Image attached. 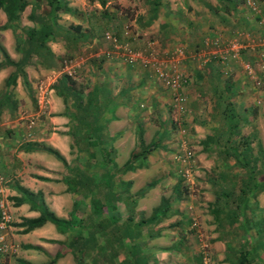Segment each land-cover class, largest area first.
Listing matches in <instances>:
<instances>
[{
  "label": "crops",
  "instance_id": "0c3cea01",
  "mask_svg": "<svg viewBox=\"0 0 264 264\" xmlns=\"http://www.w3.org/2000/svg\"><path fill=\"white\" fill-rule=\"evenodd\" d=\"M216 2L218 3L212 4V6L205 3V7L210 14L219 15L223 20L224 17L229 16H233V19L236 17V20H238L239 16H241L239 20H243L246 26L253 29L250 26L249 20H245L242 17L243 15H239L241 12L239 5L245 4L244 0H233V4L231 0H216ZM225 4L234 5L233 8L229 9L228 14L221 11L222 8H225ZM179 13L180 11H178L177 15L181 16ZM261 15L262 17H259L260 20L262 19V23H260L264 24V13ZM5 22L6 15L0 9V26ZM195 23L197 21H184L178 17L175 21H166L164 19V24L170 32L174 31L175 34L179 32V35L182 37L189 36V27L191 29L199 27V24L195 26ZM242 29L233 30V35H235L236 31H241L242 35L239 36L240 42L242 41L245 48L248 46L249 51L252 50L250 53L253 52L251 55L254 56L253 60L256 65L264 66V32L260 31V35H255ZM0 32H2L1 36L3 37L0 45L10 56V49H12V45L14 47L13 42L15 43L9 36L12 32L9 28H0ZM202 36L201 38L199 37V45L203 42ZM179 44L173 48L180 47ZM253 46H256V48H252ZM245 48L241 52H248V49L244 50ZM49 49L56 58L53 49L51 47ZM95 53H93L94 57H98L95 56ZM201 53L202 57L196 63L197 68H199L198 70H207L209 76L215 74L217 70L215 71L213 67L223 63H218L215 60V55H205L203 51ZM63 60H71L72 63L76 61L74 58ZM242 61H244V58H242ZM61 62L55 68H50V75H53L51 79L47 75L43 81H39L34 85L37 92V86L40 82L45 85L53 80L52 87L49 85L51 92L48 93L47 109L42 113L44 115L38 114L36 109L35 120L32 119V125L35 124L37 126L32 127L31 125V130L23 132L21 131V124L17 117L11 118L10 115L13 114L6 107H3L0 111V201L7 203L8 211L11 215V220L4 230V241L9 244L10 248L4 250L0 245V264H76V262L81 264H191L194 257L191 255V250L187 252L183 248L184 244L180 241V233L178 232L179 219L172 221V226L169 223L163 222V219L154 225H143L139 227V230H135L131 227L136 221L132 222L131 214H127V212L135 215H140L141 212L146 213L149 210L146 204L153 202V199L157 197L158 188L163 186V177H155L156 180L152 182L153 185L156 182L154 187L152 185V187L145 189L137 198L135 196V193L143 189L145 185L146 179L140 180V177L154 168V165L147 162L155 150H150L145 155L143 158L145 163L141 164L140 167L122 168L130 151L134 148L133 134L131 145L128 146L130 132H132L134 125L136 126L138 123L141 125L139 116L133 113L132 109L135 108L136 103L141 106L142 100H140V97L148 96L150 101H153V93L160 97L157 93V88L159 87L158 89L161 90L163 87L148 72L136 66H130L115 59H103L98 62L99 68L97 74H99L101 81H96L92 85L103 87V89L110 91L112 94L111 101L108 103L111 111L105 120H102V117L100 118L107 129H103L100 138L98 137L99 140L102 138L106 139L109 143V148L105 149L106 152H104V149H89V152L94 153L95 159L99 162H93L90 158H82L80 159L81 162L77 164L79 171L82 172L80 175L90 177L93 183L107 181L112 187L110 190L112 197L109 200L103 197L104 188L98 187V190L96 189L95 197L98 198V204L100 205L99 210H96L98 207L97 203L96 207L92 206L91 197L85 191L81 190V193L76 194L68 188L64 180L65 176L68 175L66 167L52 154L43 150V146L51 147L63 156L65 160L70 152L69 135L71 120L63 111L65 108L62 99L54 93L53 89L57 78L62 74H66L62 72L58 76H55ZM230 62L237 63L233 59ZM262 74H264V67L257 72L253 71L251 77H247L246 73L242 71V76L238 77V75L234 80L223 79L220 82L215 81L212 83L208 80L207 84L209 88L207 93L212 100L213 118L219 117V112L222 108L221 106H217L215 91L221 89L223 91L225 87L227 88L230 85L231 89H235L234 93L237 94L239 91L248 88L249 79L260 80L261 76L259 75ZM202 77L204 76L202 75ZM153 82L156 85L151 86ZM191 86H193L194 92V84L191 83ZM249 89L250 92L255 94L256 87H250ZM260 92L264 95V90ZM135 95L136 97H134ZM253 102L259 106V112L255 117L256 122L259 125L262 124L260 127L257 126L256 131L252 133L254 135L253 138L256 139L255 155L262 157L264 156V98L256 96ZM256 105L252 104L249 106L252 113L254 110H257ZM14 107L18 110L19 101H15ZM234 108L236 109L235 106ZM243 112L245 116L243 117L245 119L243 122L247 126V129H251V114L246 112V110H243ZM41 115L42 117H40ZM38 117L40 118L36 121ZM148 120L145 117L142 121H146L145 124H147ZM27 124L26 128H30L27 127ZM142 130L143 138L145 132L143 127ZM156 147H158L157 142L154 148ZM102 157H108V159H105V162L101 163L100 161H103ZM257 161L260 164L256 168L261 172V169H264L262 158H259ZM66 163L68 164V161ZM163 168L165 174H167L169 169ZM107 174L110 176H107ZM166 177H169V175ZM229 182L233 184L231 180ZM20 189L26 192H22ZM15 198L21 199V201L16 202ZM211 198H206L208 204L213 202ZM39 201H42L46 208L58 218L68 219L70 214H72L81 224L90 222L91 225L80 227L79 223V225L68 227L61 233L55 228L54 224L50 221H45L27 232H21L22 227L18 226L17 223L22 217H37L40 213ZM252 201L255 202L256 205H253V208L256 206L257 211L245 213V215L253 220V224L244 235V229H238L237 233L234 231L231 233V228L226 224L222 227L216 225V219L213 218V214L210 210L207 211L206 218L209 223L206 227L210 229L209 236H207L208 245L210 250L211 248L217 250L216 260L212 259V264H228L224 260L225 245L230 243L229 239L232 235L246 237L252 232L257 237L255 233L260 232V230L255 229V222L263 218L260 213L264 208V190L258 193ZM217 202L221 205V211L222 209L225 210L222 205L226 201L220 198ZM129 204L130 206H128ZM121 212L125 213L126 218H130L131 220L128 222L125 217L122 220ZM171 215L172 218L175 217L174 214ZM113 217H115L114 220L117 223L112 221L111 218ZM140 219H145V217H140ZM166 220L169 219L166 218ZM261 235L264 238V229H262ZM241 236L240 240L238 239L239 242H237L236 237L235 239H231V244L232 246L241 247L239 249L243 250L244 245L247 243L243 242V237ZM196 237L198 238V235ZM252 240L249 239V242ZM200 246L201 244L199 243L198 252ZM131 249L137 250L138 254H131ZM139 256L144 261L136 263L134 259ZM193 264H196V261Z\"/></svg>",
  "mask_w": 264,
  "mask_h": 264
},
{
  "label": "rangeland",
  "instance_id": "374dc122",
  "mask_svg": "<svg viewBox=\"0 0 264 264\" xmlns=\"http://www.w3.org/2000/svg\"><path fill=\"white\" fill-rule=\"evenodd\" d=\"M27 1L28 3L21 12L19 20L15 23V29L13 32L11 31L12 33L9 35L13 41L15 39V34L21 36L28 27L37 25L39 15H43L47 9V6L43 1ZM64 1L70 7L80 11L81 14L79 16H72L65 12L59 13L56 22L60 26V31L63 32L64 30H67L69 33L71 32L72 34H75L72 29L77 25L80 27V32L84 34L86 38L74 41L72 36L67 35L68 38L60 33L55 39L48 41L47 45L48 47H51L56 54V66L63 59L74 58L76 60L71 63L73 66L71 73L68 76L75 81L76 86L80 87L83 93L86 89L91 87L94 82L101 81L99 74H97L98 68L92 63L90 57H92L93 53L97 50L106 47V43L100 38V35L104 30H110L117 34H121L124 27H127V39L133 47H139L147 40L156 41L161 50L170 49L177 46L179 43H182L179 44L180 47H183L184 51L189 56L198 51H202L204 46L203 42L199 45V37L201 38L202 35L203 41L208 39L209 43L214 42L217 38L216 40L220 49L223 50L222 48L228 41V38H231L230 36H235L237 33L242 34L241 31H236L235 35H233V30L243 28L242 30L255 35H260V31L264 32V24H261L262 22L260 23L254 18L255 15L256 18L257 16L262 17L261 14L264 13V0H255L257 3V10L259 9L260 14L252 13L246 4L239 5V10L241 11L239 15H243L242 17L245 20H249L250 26H252L253 29L246 26L243 20H239L241 16H239L238 20H236V17L233 19V16L224 17L223 20L219 15L215 16V14H210L205 7V3L212 6V4L215 5L218 3L216 0H160L158 16L151 21L147 19L150 12V3H148L147 0H108L104 7H100L95 3H88L87 0ZM34 6L35 11L32 12L31 17L27 16L30 8ZM178 11H180L179 14H181V16L177 15ZM177 17L184 21H197L194 25L196 26L199 24V27H196L195 29L189 27V36H185L186 38L180 36L179 32L175 34L174 31H172V34L164 24V19L166 21H175ZM260 21H262V19ZM1 33L2 32H0V42L3 38ZM13 44L15 45L14 42ZM252 48L255 49L256 46H253ZM246 49H248V52H241L236 57H232L230 53H223V56H215V60L218 63L223 64L215 65L213 68L217 71L210 76L208 75L207 70H198L199 68L196 66L197 62H193L190 59L184 63L183 69L188 76L189 82L187 85H184L183 89L186 99V111L182 116L181 127L183 132L181 134L179 130L180 128L177 126V123L174 122V111L169 107L168 93L164 88L161 90L158 89L159 87L157 88V93L160 97L153 93V101H150L148 96L140 97V100H142V103H140L141 106L136 103L135 108L132 109V112L139 116V121L142 126L139 123L138 124L143 127L145 131L143 135L144 143L148 144L152 141L158 142V147L151 149L155 150V152L147 162L148 164L151 163L154 165V168L152 171H147L144 176H141L140 180L146 179V184L155 181V177L159 176L163 177L164 181L163 186L158 188L157 197L153 199L152 203L146 204V207L149 208L146 213L141 212L140 215L138 214L139 216L130 212H127V214H131L132 222H135L138 221L140 217L146 218L154 207L167 202L170 215L174 214L175 217L172 218V215L165 217L163 218V222L169 223L170 226H172V221L179 219L178 232L180 233V241L184 244L183 248L187 250V252L191 250V255H193V257L198 253L197 250L199 249V243L201 244L203 241L207 244V251L211 260H216L217 250L211 248V251L207 241L210 229L206 227L209 223L206 218L209 209L206 198L212 197L211 199H213L214 194L222 187L224 191L231 193V190L233 189L225 184V180H231L235 185L233 190L234 193L230 194L231 197L232 195H235L239 185H243L245 182V170L242 167L241 162L236 161L234 153L230 156L226 155V153L232 152H230L227 148L228 146L223 143L224 139L222 138L219 143L212 141L208 142V144L205 143V139L206 136L215 135L218 132V129H220V124H216L218 121L220 123V118L216 117L215 119L212 115V100L207 93L209 88L207 84L208 80L212 83L215 81L220 82V80L222 81L223 79L234 80L238 75V77H240L242 71H244L240 64L242 58H244V61H250L249 63L252 64V71L254 72H257L264 67L256 65L253 60L254 56L251 55L253 52L250 53L252 50L249 51L248 46L244 50ZM211 51L212 49L209 46L206 54H210ZM20 54L21 53L18 50H15L12 45V49H10L9 53V57H12L10 59L12 61H17ZM1 59L2 56L0 54V60ZM231 59L237 63L230 62ZM23 70L26 73L29 89L23 87L20 77L17 76L15 85L8 87L7 90L11 94L12 100L19 101L18 110L14 107L13 111H10L11 114H13L10 115V117H17L21 124V131L26 132L31 130L33 126H37L33 124L32 127L26 128L28 121L30 119L35 120L36 117L35 113L37 105L35 101L36 89L34 85L39 81H43L47 75H49L50 79L53 75H50V68H44L37 63L34 55L31 56L30 63L24 66ZM210 70L212 71V69ZM13 72L15 73L14 67L10 65L1 70L0 92L6 89L3 83L6 75L12 74ZM202 75L204 77H202ZM227 76L228 78H226ZM259 76L262 77H260V80L248 78V88L239 91V93L229 100L233 101L234 106L236 107L235 110L239 115L241 125L238 131L239 134L248 141L247 144H249L250 147L249 155L251 156V165H254V167H257L260 162L253 161L255 157L256 139L253 138L254 135H252V133L256 131L255 129H257V126L260 127L262 124L259 125L258 122H256L255 117L259 112V106L258 104L256 105V102L254 101V103L253 100L256 96L264 98L263 93L260 92L261 90H264V74ZM191 83L194 84V92ZM153 85H156V83L153 82L151 86ZM50 86L52 87V85ZM250 87H256L255 94L250 92ZM251 91H253V89H251ZM108 96L109 99L112 97L110 91ZM134 97H136V95ZM252 104L256 105L258 111L254 110L252 113V110L249 108ZM66 106L67 108L63 110L64 113H73L74 104L71 99L68 100ZM243 110H246V112L251 114V129H247L245 123L244 125L242 124V121H244L243 117H245ZM147 112H149V114L146 115ZM42 115L40 117H42ZM106 116H108L107 112L103 114L101 119L105 120ZM40 117H38L36 121ZM145 117L149 119L147 124H145L146 121H142ZM138 124L133 126V130L130 132V137L128 138V146H130L132 134L134 135L133 149L136 151H139L135 139V132ZM214 127L218 128L214 129ZM73 133V122H70V152L66 158L69 166L76 167L77 164L81 162L80 159H84L86 156L88 157L87 159L90 158L95 161L94 157H91L88 151L89 149H94L96 147H87L86 145L78 146L75 142V133L74 136L71 135ZM179 136H182V139L186 142V145L191 148L194 155L192 183L188 184L181 181V178L175 170V160L173 155L180 150V145L178 143ZM237 141L238 136L235 135L228 145H233L239 149L238 151H240V148L245 142ZM144 163L145 162L142 160L141 164ZM163 167L169 169L167 174H165ZM168 175L169 177H166ZM223 177L226 178L223 179ZM154 183L156 184V182ZM221 199L228 200L230 198L221 197ZM250 200L251 205H253V199L251 198ZM253 211L256 212V208L253 209ZM248 213H250V211H247V214ZM120 214L122 220L124 217H127L123 212ZM260 214L263 218H261L262 220L259 224L262 227L261 229H264V208ZM166 218L169 220H166ZM191 221L192 223H195L194 226H192ZM224 224L226 223H222L221 227L224 226ZM119 228L121 229V226H119ZM196 235H198V238H200L201 241H198ZM235 237L236 235L230 237V243L232 241L231 239H235ZM233 248L235 247L232 246L230 251L232 257L234 256ZM261 258H264V252L259 253V260H261ZM193 262L194 260H192L191 264H193ZM263 263L258 262L256 264Z\"/></svg>",
  "mask_w": 264,
  "mask_h": 264
},
{
  "label": "trees",
  "instance_id": "16d2710c",
  "mask_svg": "<svg viewBox=\"0 0 264 264\" xmlns=\"http://www.w3.org/2000/svg\"><path fill=\"white\" fill-rule=\"evenodd\" d=\"M37 1H43L47 9L43 15H39L37 22V25H33L31 27H28L26 31L21 35L18 36L15 34V50H18L21 54L17 61H12L8 54L6 53L5 49L0 45V54L2 56V59L0 60V70L6 66H13L14 71L12 74H9L4 79V86L6 89L2 90L0 92V111L3 107H6L8 111H13V108L15 106L14 99H11V94L7 90L8 87H11L15 85L16 78L19 76L21 78V83L25 88H29V83L26 79L25 71L23 70L24 66L28 65L30 63L31 56L34 55L36 57L37 63L44 67V68H55L56 67V58L54 54L51 52L47 45L48 40L55 39L60 33H62L63 36L68 37L67 35L72 36L74 41H79V39L86 38L84 34L80 32V27L75 25L72 29L75 34L69 33L67 30H64L63 32L60 31V26L57 24L56 19L58 18V14L61 12L69 13L72 16H79L81 13L75 8L70 7L64 0H37ZM88 3L91 4H97L100 7H104L108 0H87ZM148 3H150V12L148 16V20L151 21L158 16V10L160 7V0H147ZM230 1V0H228ZM233 0H231V3ZM27 0H0V9L3 10V12L6 15V22L0 26V28L5 29L9 28L12 32L15 29V23L19 20L20 14L23 11L24 7L27 5ZM233 4V3H232ZM232 4H225V8H222L221 11L225 14L229 13V9L233 8L234 5ZM35 9V6L30 8V11L27 16L31 17V14ZM256 18V16H254ZM259 16H257L256 20H258ZM105 31V30H104ZM102 31V33L104 32ZM102 33L100 35V38L102 37ZM114 34L118 35L114 32ZM69 38V37H68ZM102 39V38H101ZM92 60V63L96 65L97 68H99V63L103 59H106L103 56L98 57H90ZM99 58V59H98ZM54 93L59 96L62 99V102L64 104V108H67L68 100L71 99L72 103L74 104V111L73 113H67L69 114V118L71 122H73V128L74 133L76 136H74V133L71 134L75 137V142L78 146L86 145L88 146H95L98 149H107L109 148V143L106 139L102 138L99 140L101 136V132L103 129H105L104 123L100 120V118L103 116L104 112H109L111 109L108 107V103H110L109 99V91L106 89H103V87L92 85L90 88L86 89V91H83L80 89V87H77L75 84V81L68 76L67 74H62L60 77L57 78L56 83L53 85ZM103 89V90H101ZM225 90L221 91H215L216 93V101L217 106H221L219 112V121L216 124H220V129H218V132L213 136H206L205 143L208 144V142H216L219 143L222 138L224 139L225 145H227L228 149L232 153H226L227 156L233 155L236 158L237 162H241L242 167L245 170V182L243 185H239L237 192L235 195H232L231 193H234V183L231 184L229 180H225V184L228 185L231 189L230 192L224 191L223 187L218 190L217 193L214 194L213 202L208 204V207L210 212L213 214V218L215 220L216 225H220L222 223H226L228 227L231 228V233L234 231L237 233L238 229H244L243 235L248 232L251 225L253 224V220L249 218L245 213L247 214V211H253V205H256L254 201H252L251 205V198L254 199L258 193L264 190V169H261V172L257 170L254 165H251V156L249 155L250 147L249 144H247L248 141L239 134L238 129L240 128V118L237 113V111L234 108L233 101H229L230 98H233L234 95H236L234 92L235 89H231V86L228 85L227 88H224ZM169 97V96H168ZM69 98V99H68ZM170 105V104H169ZM171 109V106H169ZM216 119V117H215ZM245 120V119H244ZM242 124L244 125V122L242 121ZM80 132V133H79ZM79 133V134H78ZM142 127L138 124L135 132V139L136 144L139 148V151L132 150L129 153L128 158L125 160V162L122 165V168L129 169L133 167H140L141 161L145 157V155L156 146V142L152 141L148 144H145L142 138ZM78 134V135H77ZM237 135L238 141L245 142L244 145L239 149L235 146H229L231 139ZM99 137V138H98ZM234 140V139H233ZM158 144V142H157ZM238 144V143H237ZM239 146V144H238ZM79 149V148H78ZM43 150L47 151L48 153L52 154L56 159L62 162L64 167L67 169V174L64 178L65 182L68 185V188L71 189L74 193L79 194L81 193V190L85 191L88 196L91 197V204L92 206L96 205V210H99V204H98V198L95 197V191L98 190V187L104 188V196L106 200H109L112 195L111 189L112 187L107 181L93 183L90 179V177L86 175H80L82 172L79 171L78 167L71 166L69 167L66 163V160L63 156H61L55 149L43 146ZM145 151V153H144ZM89 152V151H88ZM106 152V150L104 151ZM89 155L91 157H94L93 162H99L97 159H95L94 153L89 152ZM254 162L257 161L259 158H262V163L264 165V156L260 157L257 155H254ZM88 157L86 156V159ZM103 158L102 162H105V159ZM107 176H110L107 174ZM226 177H223V179ZM153 183H146L144 185V188L137 191L135 193L136 198L142 194V192L145 189H148L152 187ZM103 186V187H102ZM227 187V186H226ZM22 192H26L23 189H20ZM114 197V196H113ZM221 197H227L230 199H225L226 203H223L222 207L225 209L221 211L220 205L217 202ZM16 202H20L21 199L15 198ZM229 201V202H228ZM218 203V204H217ZM232 204V206H231ZM40 208V213L37 217L34 218H24L22 217L20 221L17 223L18 226H21L22 229L21 232H27L45 221H50L52 224H54L55 228L63 233L68 227L79 225L80 221L73 217L72 214H70V217L68 219L58 218L56 217L52 212H50L46 206L43 204L42 201H39L38 203ZM127 206V205H126ZM130 206V204L128 205ZM212 206V207H211ZM96 207V206H95ZM113 207V206H112ZM212 210V211H211ZM214 212V213H213ZM170 216L169 213V206L168 203L165 202L164 204H159L158 206L154 207L151 210V213L148 217L145 219H140L132 224V229L139 230V227H142L143 225H154L157 222H160L163 218ZM114 223H117L115 221V217L111 218ZM131 219H127L129 222ZM260 220H256V228L260 230L258 233L255 234L257 237L251 234L243 237V242H246L247 244L244 245L243 250L239 249L241 247H236L233 245V251L234 256L232 257L230 251L232 248V244L229 243L228 245H225V256L224 260L228 264H251V263H263L264 258H261L259 260V253L264 252V238L261 235L262 227L259 224ZM103 222V221H102ZM192 224V221H191ZM91 223L88 222L87 224H81L80 227H88ZM122 228V227H121ZM192 228V227H191ZM193 229V228H192ZM123 230V228H122ZM240 236H236L237 242L238 239L240 240ZM249 239L252 240L249 242ZM242 242V243H243ZM133 249V248H132ZM131 249V250H132ZM131 254H138L137 250H132L130 252ZM202 254L200 253V250L197 254L194 255V261H196V264H200ZM134 260H136V263L139 261L143 262L144 260L141 259V257H136ZM76 264H81L79 262H76ZM264 264V263H263Z\"/></svg>",
  "mask_w": 264,
  "mask_h": 264
},
{
  "label": "built area",
  "instance_id": "2783aa9c",
  "mask_svg": "<svg viewBox=\"0 0 264 264\" xmlns=\"http://www.w3.org/2000/svg\"><path fill=\"white\" fill-rule=\"evenodd\" d=\"M244 3L250 8L252 13L259 14L257 10V3L255 0H244ZM256 16V15H255ZM260 21V17L257 20ZM241 33H237L235 36L228 38V41L223 46V50L217 42V38L214 42L209 43L208 39L203 41V54L206 55V51L210 46L212 51L210 56H219L223 53H230L232 57H236L241 50L245 48V45L240 42L239 36ZM102 40L106 43V47L96 51L95 56H103L106 59L119 60L127 65L136 66L142 70L147 71L155 81H157L168 93L169 104L171 110L174 111V122L180 128V134L183 132L181 127V121L183 113L186 111V99L183 92L184 85L189 82L183 67L187 60L199 61L202 57L201 51L189 56L183 49V47H175L173 49L161 50L156 41L147 40L139 47H133L128 41V30L124 27L121 34L116 35L110 30H105L102 33ZM244 45V47H243ZM223 56V55H222ZM94 57V55L92 56ZM71 60H63L56 71L55 76L65 72L68 75L71 73L72 68ZM242 68L246 75L251 77L253 71L252 66L248 61L241 62ZM53 83V80L48 84L40 82L37 86V92L35 95V101L37 105L38 114H42L47 109V97L51 92L49 85ZM32 119L28 122L27 127L32 125ZM178 143L180 150L173 155L175 160L176 172L181 178L183 183H192V173L194 166V155L191 148L186 145V142L179 136ZM191 179V180H190ZM11 220V215L8 211L7 203L0 201V245L2 249H9V244L6 243L4 230ZM195 223H192L194 226ZM201 241V239H198ZM201 261L200 264H212L210 255H208L207 244L201 242L200 246Z\"/></svg>",
  "mask_w": 264,
  "mask_h": 264
}]
</instances>
